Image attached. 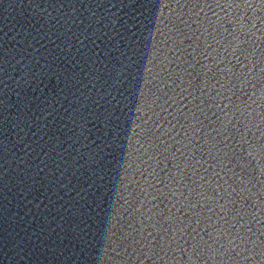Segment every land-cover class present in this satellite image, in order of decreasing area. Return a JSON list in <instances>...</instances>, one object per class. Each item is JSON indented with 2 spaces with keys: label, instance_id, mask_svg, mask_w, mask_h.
<instances>
[{
  "label": "water",
  "instance_id": "water-1",
  "mask_svg": "<svg viewBox=\"0 0 264 264\" xmlns=\"http://www.w3.org/2000/svg\"><path fill=\"white\" fill-rule=\"evenodd\" d=\"M0 264H264V0H0Z\"/></svg>",
  "mask_w": 264,
  "mask_h": 264
}]
</instances>
